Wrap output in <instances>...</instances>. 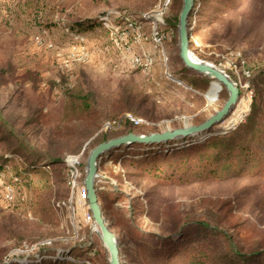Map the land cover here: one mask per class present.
Here are the masks:
<instances>
[{
	"label": "rangeland",
	"instance_id": "1",
	"mask_svg": "<svg viewBox=\"0 0 264 264\" xmlns=\"http://www.w3.org/2000/svg\"><path fill=\"white\" fill-rule=\"evenodd\" d=\"M210 3L218 4L214 0ZM231 4L236 5L231 10L224 8L215 22L206 23L197 34L190 33L193 56L224 71L240 88L239 100L232 111L222 122L196 135L193 138L196 141L225 133L245 121L255 96L250 74L246 72H250L254 60L264 63V6L258 0H232ZM182 6L183 0H0V64L9 67L0 88V102L9 101L10 109L21 114L42 111L46 115L42 122L44 140L54 138L59 146L56 152L65 160L73 156H79L80 160L77 179L80 191L71 188L70 197L58 208L62 219L59 227L38 221L29 206L21 202L25 196L19 199L18 195L8 202L0 177L2 238L38 240L48 236L43 240L56 252L93 245V251H85L83 260L68 255L66 258L88 264H108V253L82 190L87 159L93 149L90 141L101 129L89 139H78L83 144L77 153L70 152L69 146L79 141L70 138L73 131L75 135L85 128L95 130L100 115L112 116L126 104L147 123L140 131L136 130L135 133L140 134L197 125L222 108L229 93L222 85L211 89L215 80L206 76L208 79L201 81L170 73L171 54L179 55L178 30H165L161 25L166 17L180 16ZM203 10L208 13L209 6H204ZM72 14L100 19L102 26L81 34L73 33L67 25ZM197 18L198 15H194L195 21ZM128 19L136 23L131 24ZM47 24L52 26L47 28ZM157 30H162V35H158L162 43L155 38ZM192 84H198L199 89ZM76 88L94 92L98 102L97 114L82 121L83 126L78 123L72 126L65 121L64 95L68 89ZM128 99L132 102H127ZM110 127L112 124L107 122L103 129ZM185 143L180 141L178 145ZM129 150H122L124 158ZM115 154L106 153L100 162L97 187L101 205L105 193L116 190L125 195L114 203L115 215H108L106 219L119 244L123 240V246L129 249L128 240L113 227V219L116 216L126 219L130 205L138 196L146 204L150 197L145 194L155 183L129 177L124 173L129 170L128 166L122 159H116ZM253 182L231 180L158 190L179 207L195 211L207 206L217 208L224 200L238 194L237 203L235 200L231 203L241 204L234 220L245 219L246 226L256 229L264 240V188L250 195L240 192L243 186ZM2 224H8L14 231L3 232ZM139 224L148 231L161 232L159 223L149 217L139 220ZM35 246L26 243L11 250L7 261L27 264L32 261L29 258L40 257Z\"/></svg>",
	"mask_w": 264,
	"mask_h": 264
},
{
	"label": "trees",
	"instance_id": "2",
	"mask_svg": "<svg viewBox=\"0 0 264 264\" xmlns=\"http://www.w3.org/2000/svg\"><path fill=\"white\" fill-rule=\"evenodd\" d=\"M210 1L195 0L189 17L192 35L197 34L206 23L215 22L224 8L231 10L236 5L231 4L232 0H214L218 4H211ZM258 1L264 6V0ZM204 6H209L208 13L203 10ZM72 15V19L67 20V25L73 33L81 34L102 26L100 19ZM194 15H198V20H194ZM128 21L136 23L134 20ZM178 22L179 16L176 14L166 17L161 28L177 31ZM51 26L52 24L46 25L47 28ZM161 33L162 30H157L158 35H162ZM192 44L190 37V47ZM170 60L172 75L190 76L201 81L208 79L187 68L179 55L171 54ZM8 72L9 67L0 64V88ZM250 77L255 88L251 112L234 129L201 141L194 140L195 135L168 142L122 145L107 152H116V159H122L125 166H128L129 170L124 173L129 177L145 178L155 183L145 194V197H150L146 204L138 196L130 205L126 219L119 216L113 219V227L118 228L130 246L127 249L123 246L124 241L120 240L121 264H264V240L260 238L261 233L248 228L243 218L234 220L241 204L231 203L233 200L237 203L238 194L224 200L217 208L207 206L195 211L193 208L179 207L174 200L166 199L158 190L197 183L222 184L231 180H254L251 185L241 188L242 194L250 195L264 188V63L254 60ZM192 85L199 89L198 84ZM213 88L219 89L220 84L214 82L211 89ZM209 94L212 96L210 91ZM127 102L132 101L128 99ZM8 103L9 101L0 102L2 187L12 186L14 198L18 195L19 199L25 196L26 199L21 202L29 206L34 217L42 224L59 227L62 219L58 208L62 207V202L68 200L71 194L70 166L60 152H56L59 146L54 138L44 140L42 122L46 115L42 111L32 115L21 114L15 109L11 110ZM64 106L65 121L72 126L76 123L80 126L82 121L98 112L96 94L83 88L68 89L64 95ZM127 114L135 119L141 118L136 110L126 104L112 116L100 115L101 120L97 123L99 125H95V130L85 128L75 135L73 131L70 139L86 140L97 129H101L96 138L90 141L91 148H94L111 138L135 133L137 129L140 131L147 124L143 121L136 123ZM107 122L112 127L103 129ZM78 141L77 145L69 146L70 152L77 153L81 150L83 143ZM180 141L186 143L178 145ZM129 148L131 150L124 158L122 150ZM124 197V194L116 190L105 193L102 200L105 216H114V203ZM226 207L228 208L224 211ZM145 216L159 223L160 233L142 228L139 220ZM1 227L5 233L14 231L8 224H2ZM46 237L48 236L38 240H5L0 234V264H21L7 261V258L11 250L21 248L26 243L36 245L34 250L40 253L38 258H29L32 261L27 264H88L86 261L69 260L66 256L83 260L87 251H93V245L56 252L49 246V242H45L47 240H43Z\"/></svg>",
	"mask_w": 264,
	"mask_h": 264
},
{
	"label": "water",
	"instance_id": "3",
	"mask_svg": "<svg viewBox=\"0 0 264 264\" xmlns=\"http://www.w3.org/2000/svg\"><path fill=\"white\" fill-rule=\"evenodd\" d=\"M194 4L195 0H183V6L178 22L179 56L187 68L201 73L213 80H217L228 91L229 97L221 109L217 110L215 114L200 124H193L181 128L149 134L130 132L128 134L103 141L90 151L87 159L86 174L83 179V184L87 191L89 211L92 214L97 231L108 253V264H121V258L117 235L112 230L111 225L103 213L99 198V190L97 187L99 164L105 157V154L122 145L168 142L206 132L224 120V118L237 104L240 97V88L224 71L215 67L211 63L196 59L191 52V29L189 27V17L194 9Z\"/></svg>",
	"mask_w": 264,
	"mask_h": 264
},
{
	"label": "built area",
	"instance_id": "4",
	"mask_svg": "<svg viewBox=\"0 0 264 264\" xmlns=\"http://www.w3.org/2000/svg\"><path fill=\"white\" fill-rule=\"evenodd\" d=\"M170 1V0H169ZM155 38L157 40V42L162 43V38L160 36H158V34H155ZM139 59H136V62L139 63ZM248 75L250 74L249 71L246 72ZM128 118L132 119L133 121H135L136 123L141 122V119H135L133 116H131L130 114L126 115ZM68 165L70 166V186L72 188V190L74 191L75 189L80 191V186L77 185V179L79 177V165H80V160H79V156H73V157H68L66 159ZM83 190V194L84 197L87 201V205H88V200H87V191L86 188L83 184L82 187ZM15 194H14V188L10 185L5 187V199L8 202H11L14 200ZM89 208V207H88ZM90 212V211H89ZM91 213V212H90ZM92 216V214H91ZM93 220V217H92ZM94 221V220H93ZM95 224V223H94Z\"/></svg>",
	"mask_w": 264,
	"mask_h": 264
},
{
	"label": "bare ground",
	"instance_id": "5",
	"mask_svg": "<svg viewBox=\"0 0 264 264\" xmlns=\"http://www.w3.org/2000/svg\"><path fill=\"white\" fill-rule=\"evenodd\" d=\"M215 81H217V80H215ZM218 82V81H217ZM219 83V82H218ZM220 84V83H219ZM221 85V84H220ZM96 227V226H95ZM97 229V228H96Z\"/></svg>",
	"mask_w": 264,
	"mask_h": 264
}]
</instances>
